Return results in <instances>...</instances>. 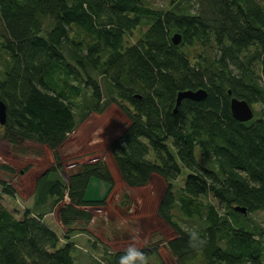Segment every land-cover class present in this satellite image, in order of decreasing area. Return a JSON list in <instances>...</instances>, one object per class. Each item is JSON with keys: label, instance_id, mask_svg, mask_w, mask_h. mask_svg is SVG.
<instances>
[{"label": "trees", "instance_id": "obj_1", "mask_svg": "<svg viewBox=\"0 0 264 264\" xmlns=\"http://www.w3.org/2000/svg\"><path fill=\"white\" fill-rule=\"evenodd\" d=\"M191 1L195 12L187 9ZM170 2L162 9L142 0H0L3 137L46 145L56 160L35 180L20 218L0 202V264H76L74 245L61 243L44 216L68 197L61 222L89 220L77 206L103 204L84 198L90 179L114 184L102 159L80 164L66 181L57 175L63 173L57 149L76 126L73 100L88 93L91 105L81 117L113 102L129 120L108 145L124 183L142 187L152 174L165 180L156 211L175 232L166 246L176 264H263L264 229L247 215L264 213V118L253 110L250 120H236L229 100L264 102V1ZM144 19L149 26L130 42ZM174 33L181 36L177 45ZM91 71L106 82L108 98ZM199 88L205 98L182 99L174 111L178 91ZM196 148L212 162L199 163ZM181 167L189 174L176 197L172 181ZM0 186L13 195L10 184L0 179ZM174 206L185 220L202 222L194 228L205 241L201 250L190 247L191 230ZM101 244L95 264H117L122 250ZM139 248L149 264L160 258L157 244Z\"/></svg>", "mask_w": 264, "mask_h": 264}, {"label": "rangeland", "instance_id": "obj_2", "mask_svg": "<svg viewBox=\"0 0 264 264\" xmlns=\"http://www.w3.org/2000/svg\"><path fill=\"white\" fill-rule=\"evenodd\" d=\"M261 1L263 3L264 0ZM142 2L151 7L162 9L171 6L170 0H142ZM187 9L195 12L196 3L191 1ZM148 26L149 24L144 19L135 29L133 36L128 38L129 41L133 42ZM0 33H2L1 25ZM1 63L2 57L0 55V70L2 69ZM91 75L100 83L104 98H108L105 92L106 82L96 72L91 71ZM88 98L89 93L73 100L76 126L57 149L61 163L59 168L63 172L62 175H57L66 181V176L70 172L76 171L80 164L102 159L110 169L114 184L109 188V185L100 186L98 180L97 184L96 181H93L89 187V193H92L93 197L108 191L102 198L98 199L103 200V204L98 209L92 205L93 207L89 209L91 212L89 213V220L77 218L75 223L70 225L77 232H81L85 224L87 225L86 229H89L88 233L85 230V232H81L83 234L78 233L75 238L69 240L70 243L74 244L71 254L75 263L95 264L96 259L102 258L104 249L101 243L106 245L107 250H112L110 243L127 241L136 246L147 242L157 244L161 250V255H163V262L176 264L174 262L175 257L166 246V241L173 238L175 232L158 216L156 211L158 201L165 188V180L157 174H152L148 183L142 187H129L124 183L108 150V145L125 128L129 120L118 105L113 102L108 103L102 112L90 111L87 115L83 116L82 114L81 117L84 108L88 104L91 105ZM252 108L255 112H260L264 118V102L253 104ZM52 153L53 151L47 146L31 140L20 137H16L14 140L4 138L3 128L0 125V179L14 188L13 195H8L0 186V202L16 217L20 218L23 211L30 205V196L33 195L37 177L47 167L55 164L56 160ZM195 156L198 162L204 166L212 162L211 159L209 161L203 159L197 148L195 149ZM188 174L189 171L181 167L179 175L172 181L173 192L176 197L180 195ZM84 196L86 195L84 194ZM65 199L68 200L65 197L63 201ZM208 199L216 203L211 196H208ZM55 207L56 205L53 207L55 213L53 214L54 210L52 209L49 213L53 215L50 214L47 221L63 238L62 235L65 231L60 226ZM219 210L221 214L225 213L222 207H219ZM172 212L176 216L178 215L179 221L183 219V225L188 230L199 228L202 225V222L196 218L185 220L177 206L172 208ZM247 222L264 229V213L261 211L249 213ZM142 239L147 240V242ZM93 241L98 243L96 250L91 247ZM124 245L127 247L129 244ZM160 259L157 255H153L150 258V264H160ZM262 262L264 264V256Z\"/></svg>", "mask_w": 264, "mask_h": 264}, {"label": "water", "instance_id": "obj_3", "mask_svg": "<svg viewBox=\"0 0 264 264\" xmlns=\"http://www.w3.org/2000/svg\"><path fill=\"white\" fill-rule=\"evenodd\" d=\"M181 41V36L178 33H174L171 36V42L175 45L179 44ZM230 93V91H228ZM207 92L205 89L199 88L196 90L187 89L181 90L177 92L176 95V103L174 106V111L176 112L178 105L180 104L182 99H191L194 101H199L205 98ZM229 108L231 115L233 118L240 122H245L253 118L254 111L251 105L244 99H238L235 97H231L229 100ZM7 118V111L5 103L0 99V125H4ZM234 210L242 213H246V209L244 207L235 206Z\"/></svg>", "mask_w": 264, "mask_h": 264}, {"label": "crops", "instance_id": "obj_4", "mask_svg": "<svg viewBox=\"0 0 264 264\" xmlns=\"http://www.w3.org/2000/svg\"><path fill=\"white\" fill-rule=\"evenodd\" d=\"M46 146V145H45ZM73 172H75V171H72V172H70V174L71 173H73ZM97 180L98 179H96V178H91L90 179V181H89V183H88V186H87V188H86V193H85V195L86 196H84V198L86 199V200H98V199H100V198H102L108 191H106L105 193H103V194H99V195H96V197H93V194L92 193H89V187H90V185L92 184V182L93 181H96L95 183L97 184ZM99 181V185L100 186H102V185H104V187H106V186H108L106 183H104L103 181H101V180H98ZM106 190V189H105ZM99 191H101L100 189H99ZM100 193V192H99ZM68 198V197H67ZM31 203H32V195L30 196V205H31ZM61 204H57L56 205V211H57V213H58V219H59V223H60V226L62 227V229L65 231V232H63V238L62 237H60V242L61 243H70L69 242V240H70V238H75L76 237V235L78 234V233H81V232H85V230H87L86 228V224H85V226L84 227H82V231L80 232V231H76V230H74V227L73 226H70V225H66V224H63L62 222H61V220H60V209H61V207L64 205V204H68V203H70V200H69V198H68V200H64V201H62V202H60ZM29 205V206H30ZM5 206V205H4ZM6 207V206H5ZM93 206H88V205H84V206H77V208H79V210H81V211H84L85 213H87V214H89V213H91L90 212V210L89 209H91ZM95 207H97V209H98V207L100 208V206H95ZM54 211H53V214L55 213V209H53ZM51 213H48V214H46L45 216H44V221L46 222V224H48L49 225V223H48V221H47V217L50 215ZM53 214H51V215H53ZM92 217H93V215H92ZM75 223V222H74ZM87 224H89V223H87ZM50 226V225H49ZM51 227V226H50ZM52 228V227H51ZM66 228V229H65ZM53 229V228H52ZM67 229H70V231H68L67 232ZM54 230V229H53ZM89 230V229H88ZM88 230H87V233H88ZM57 234H58V232L56 231V230H54ZM67 232V236L68 237H66L65 236V233ZM81 234H83V233H81ZM59 235V234H58ZM60 236V235H59ZM142 240H145V239H142ZM144 242H147V240H145ZM131 242H127V241H123V242H119V243H110L109 245L112 247V250H123L124 248H126L125 246L126 245H124V244H130ZM148 243V242H147ZM146 243V244H147ZM74 245V244H73ZM120 245V246H119ZM144 244H141L140 246H143ZM121 246H123V247H121ZM140 246H137V247H140ZM160 251V252H159ZM158 253H159V256H160V258L163 260V255H161V250H159L158 249ZM174 262L176 263V260H174ZM164 263H165V261H164Z\"/></svg>", "mask_w": 264, "mask_h": 264}, {"label": "clouds", "instance_id": "obj_5", "mask_svg": "<svg viewBox=\"0 0 264 264\" xmlns=\"http://www.w3.org/2000/svg\"><path fill=\"white\" fill-rule=\"evenodd\" d=\"M205 241L202 239L195 229L189 233V245L194 250H201ZM117 264H149L148 253L137 247L135 244H129L124 248L117 260Z\"/></svg>", "mask_w": 264, "mask_h": 264}]
</instances>
